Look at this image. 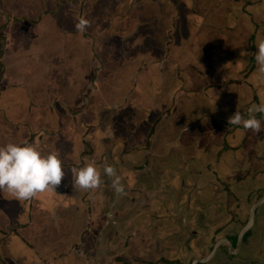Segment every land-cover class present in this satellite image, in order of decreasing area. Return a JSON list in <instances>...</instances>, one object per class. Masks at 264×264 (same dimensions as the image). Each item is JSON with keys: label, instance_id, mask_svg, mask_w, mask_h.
Here are the masks:
<instances>
[{"label": "crops", "instance_id": "0c3cea01", "mask_svg": "<svg viewBox=\"0 0 264 264\" xmlns=\"http://www.w3.org/2000/svg\"><path fill=\"white\" fill-rule=\"evenodd\" d=\"M36 1L37 10L31 0H0V117L16 129L20 145L32 144L45 155L56 152L65 177L28 200L0 192V264H118L122 258L137 264L135 256L143 253L150 259L152 234L168 224L165 219H176L159 190L180 185L193 159L215 166L221 138L216 122L223 115L229 119L236 90L224 49L229 45L235 54L234 34L244 27L247 10H234L235 0H180L189 2L183 10L179 0H119L107 24L93 17L109 0ZM214 12L226 16L216 24ZM172 17L179 19L173 51L160 44L131 89L115 84L123 67L110 63L111 55L121 53V62L130 64L136 55L112 44L130 50L140 32L158 36L160 23ZM81 20L87 21L83 30L77 28ZM204 43L221 66L198 70L201 86L194 61ZM248 43L235 57H242ZM128 78L129 72L123 79ZM93 162L100 185L74 187L71 170ZM105 165L115 169L123 193L112 187L115 177L104 174ZM155 216L160 221L153 224ZM139 241L147 251L137 248Z\"/></svg>", "mask_w": 264, "mask_h": 264}, {"label": "flooded vegetation", "instance_id": "af4514ba", "mask_svg": "<svg viewBox=\"0 0 264 264\" xmlns=\"http://www.w3.org/2000/svg\"><path fill=\"white\" fill-rule=\"evenodd\" d=\"M30 6L36 9L39 3L31 0ZM224 50L230 59L226 72L232 71L234 78L230 81L236 89L232 93L230 116L236 111L241 112L244 119L255 116L261 120L262 135L251 138L252 130L244 129L242 124H229V119L224 120V115L219 118L216 129L221 133V138L215 147L213 160L216 168H213L212 163L193 159L189 163L188 172L191 184L186 185V178L182 176L178 179L180 185L173 188L165 186L159 190L160 196L165 197L168 204L171 202L176 216L175 223L165 219L168 224L164 221L165 225L160 227L159 232L152 234L151 258L146 257L147 253L135 256L133 259L137 264H193V260L208 256L222 239L228 240L237 249L251 207L264 196V114L248 112L253 104L261 105L258 97L254 96V85L250 82L255 72L252 66L257 64L253 55L256 50L252 43H248L244 48L245 55L236 59L229 45ZM224 85L217 84L220 88ZM222 107V102L217 104L220 111ZM207 153L211 151L207 150ZM227 155L229 161L223 162ZM228 163L231 168L229 174H225L222 168H228ZM198 164L203 165L204 169L198 170ZM205 171L215 179H206ZM216 183L223 187L218 188ZM157 220L160 221L155 216L153 224ZM249 246L254 247V261L242 256ZM137 248L147 251V247L140 241ZM205 264H264V203L256 210L255 223L243 235L240 249L233 252L223 243L213 259Z\"/></svg>", "mask_w": 264, "mask_h": 264}, {"label": "rangeland", "instance_id": "374dc122", "mask_svg": "<svg viewBox=\"0 0 264 264\" xmlns=\"http://www.w3.org/2000/svg\"><path fill=\"white\" fill-rule=\"evenodd\" d=\"M111 2H109L107 5H105V7L100 9V14L98 15V17H93V20H97L99 19L101 23L104 19L107 20L106 23H109V20H112V18H115V13H116V9L115 7H111L116 1L119 0H109ZM173 1V0H171ZM175 1V0H174ZM186 1V0H185ZM180 4L178 3V7L179 9L183 10L184 7L189 5V2L187 4H184L183 2H181L179 0ZM212 4H217V1L215 0H211ZM172 4V3H171ZM174 6V5H173ZM175 7V6H174ZM239 7H244L245 10H247V13L244 14V18H243V26L241 28H237L236 33H238L237 35L234 34V41L236 42V48H235V54L236 55H240V49L242 47H244L246 45V43H252L255 50L257 51V46L260 42H264V0H250L249 2H244V0H235L234 5H233V9L237 10ZM172 14H175V9L176 8H172ZM215 15L212 16L213 17V22L214 23H218V21L222 20V17H225L226 15L222 14V13H217L214 12ZM196 19V18H194ZM178 17H172L171 21H167L164 25V23H160L163 24L162 28L161 25L159 26V32H158V36L156 34H154L153 32L148 31L147 35L144 36L143 32H140V38L139 39H135V41L137 42V44L135 45H131L130 50L128 45H122L121 44H117V43H113L112 47L114 49L118 48H127V50L131 53V55H136L133 56L129 59V61L131 62V64L127 61H122L121 62V53L118 55H111V56H115V61L114 62H110L113 65L116 64L117 62L120 63L121 67H123L121 70L123 77H125V75L128 74L130 75V78L127 79V81L125 82V80L123 79V77L114 79L115 84H127V87H130V89L132 88V86L135 84V80L137 77V73H140V68H143V64L144 61L146 59H150L149 54L151 53L150 51L153 50V48L160 46H163V51L170 49L172 50V45H171V35L175 33V22L178 23ZM245 20L247 21V25H245ZM159 24V23H158ZM168 26V29L166 30V27ZM128 30V29H127ZM126 30V31H127ZM141 31V30H140ZM207 32H210L208 30L205 31V34ZM204 34V35H205ZM217 34V33H216ZM215 34V35H216ZM209 34L207 33V36ZM144 36V38H143ZM206 43H204V48L201 49V51L199 52L198 56L199 58H196L194 61V66L196 68L195 73V79L196 81H199V84L202 86L203 82L200 81V79H198V70H201V72L205 71L204 73H206L208 70L212 71V65L215 63L217 65H215L214 68H217L218 66H221L220 64H218L219 62L217 61L218 59L215 58V53H211V51L208 53L206 52ZM113 49V51H114ZM129 56V55H128ZM234 59H236V57H233ZM255 58V57H254ZM127 63V64H126ZM123 65V66H122ZM126 65V66H125ZM125 66V67H124ZM255 68V72L254 75L250 78V82H252V84L254 85V96L258 97L259 102L261 104H264V76H262V74H264L263 72L259 71V65L258 64H254L252 66V69ZM144 70H146V67L144 68ZM142 72V71H141ZM146 73V72H143ZM209 74V73H208ZM170 78V77H169ZM169 78H167L169 80ZM212 78V77H211ZM226 78V76L222 77L221 79ZM181 80V79H180ZM234 88V86L232 87V89ZM215 90H211L210 93L211 95L215 94L214 92ZM233 91V90H232ZM231 91V93H232ZM210 95V96H211ZM250 95V94H249ZM251 96V95H250ZM236 104V102H235ZM227 109L229 110V107H227ZM3 118L0 117V139H1V146H5L9 143H15V144H19L21 140L20 137L17 138L16 135V129H13V125H10L9 123L7 124L6 122H4L2 120ZM262 135L261 132L257 133L255 131H253V134L251 135V138H256V137H260ZM82 140V138H81ZM211 158H213V156H211ZM229 168H231V165L228 163L227 164ZM203 167V165L201 166ZM216 168V165L214 166ZM219 168V167H217ZM184 169H188V167H185ZM225 169H227V167H225ZM223 171L224 168H222ZM184 175L186 176V185L191 184L190 182V174L185 171ZM212 179L214 180V176H212ZM215 186H217L218 188L223 187L220 183H216ZM262 212V211H261ZM250 251V252H249ZM206 253V252H205ZM252 254L254 255V250H248V248H246V250L242 253V256L245 255L247 257H252ZM257 254V253H256ZM259 257V255H258Z\"/></svg>", "mask_w": 264, "mask_h": 264}, {"label": "clouds", "instance_id": "9594fccd", "mask_svg": "<svg viewBox=\"0 0 264 264\" xmlns=\"http://www.w3.org/2000/svg\"><path fill=\"white\" fill-rule=\"evenodd\" d=\"M87 21L81 20L77 28L83 30ZM245 52H241V56ZM259 71L264 72V42H260L257 51L253 54ZM249 113L264 114V104H253ZM231 125H243L257 133L261 130V120L255 116L244 119L241 112L236 111L229 117ZM74 187L82 189H95L101 183V173L97 170L95 162L86 164L80 169H72ZM104 174L112 180V187L117 193H123L120 177L115 174L111 165L104 166ZM65 177L63 160L56 152L43 154L32 144L9 143L0 147V192H8L17 200H28L46 190H53L59 186Z\"/></svg>", "mask_w": 264, "mask_h": 264}, {"label": "water", "instance_id": "95a60500", "mask_svg": "<svg viewBox=\"0 0 264 264\" xmlns=\"http://www.w3.org/2000/svg\"><path fill=\"white\" fill-rule=\"evenodd\" d=\"M264 203V196L263 197H261L252 207H251V209H250V213H249V220H248V222H247V224L244 226V228L242 229V231H241V235H240V238H239V243H238V245H237V249H235L232 245H231V243L228 241V240H226V239H222V240H219L216 244H215V246H214V248H213V250H212V252L208 255V256H206V257H204V258H202V259H198V260H193L194 262H193V264H198V263H201V264H205V263H208V261H210V260H212L213 259V257H214V255H215V253H216V251H217V249L219 248V246L221 245V244H226L227 246H228V248L231 250V251H238L239 249H240V245H241V239H242V237H243V235L250 229V228H252V226L254 225V223H255V214H256V210L262 205ZM253 249H254V247L253 246H251V248H250V250L251 251H253ZM248 260H251L249 257L247 258ZM118 264H129V262H128V260H126V259H124V258H122V260L118 263ZM140 264H143V263H140Z\"/></svg>", "mask_w": 264, "mask_h": 264}]
</instances>
